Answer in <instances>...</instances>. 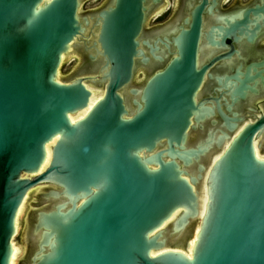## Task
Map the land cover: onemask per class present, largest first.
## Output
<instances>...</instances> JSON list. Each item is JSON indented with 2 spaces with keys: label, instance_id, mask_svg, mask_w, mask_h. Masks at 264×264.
<instances>
[{
  "label": "water",
  "instance_id": "95a60500",
  "mask_svg": "<svg viewBox=\"0 0 264 264\" xmlns=\"http://www.w3.org/2000/svg\"><path fill=\"white\" fill-rule=\"evenodd\" d=\"M79 6L0 0V264H11L18 210L41 186L51 205L36 211L25 264H264L258 126L240 131L210 164L207 147L187 143L194 42L186 66L176 60L157 72L132 112L124 89L143 0H116L101 12L89 52L103 61L95 74L59 78L63 55L90 22ZM90 85L101 97L73 121L89 105Z\"/></svg>",
  "mask_w": 264,
  "mask_h": 264
},
{
  "label": "flooded vegetation",
  "instance_id": "af4514ba",
  "mask_svg": "<svg viewBox=\"0 0 264 264\" xmlns=\"http://www.w3.org/2000/svg\"><path fill=\"white\" fill-rule=\"evenodd\" d=\"M85 1L80 0L79 13L90 22L70 53L83 59L72 78L95 74L91 69L103 62L91 60L89 52L100 27L96 20L116 0H102L82 12ZM143 12L132 78L124 89L132 112L143 103V90L157 72L176 60L186 66L194 42L196 107L187 143L207 147L202 159L210 164L240 131L257 125L253 143L264 158V0H143Z\"/></svg>",
  "mask_w": 264,
  "mask_h": 264
},
{
  "label": "rangeland",
  "instance_id": "374dc122",
  "mask_svg": "<svg viewBox=\"0 0 264 264\" xmlns=\"http://www.w3.org/2000/svg\"><path fill=\"white\" fill-rule=\"evenodd\" d=\"M101 2L102 0H86L84 2L82 12H87V10L99 6ZM76 55L70 54L64 59L61 70L62 73L60 74L62 78H70L77 71L83 59H80L78 57V54ZM85 65L89 67V64L85 63ZM43 187L44 186H41L33 190L29 197V201L24 211V214L22 215V226L15 238L17 243L22 246L23 251L18 257L16 264H25V262L29 261L30 256L33 250L35 249L34 240L31 238V228L36 218V211L39 208L49 207L51 205V202L42 201L40 194L43 190ZM180 241H184V237L177 240L176 243Z\"/></svg>",
  "mask_w": 264,
  "mask_h": 264
},
{
  "label": "bare ground",
  "instance_id": "6f19581e",
  "mask_svg": "<svg viewBox=\"0 0 264 264\" xmlns=\"http://www.w3.org/2000/svg\"><path fill=\"white\" fill-rule=\"evenodd\" d=\"M72 49H73V46L71 47V51H72ZM71 51H70V52H71ZM69 54H70V53H69ZM69 54H68V55H69ZM64 58H65V56L63 55V57H62V63H61V65H60V67H59V70H58V76H59V78H60V74L62 73L61 70H62V65H63V60H64ZM92 85H93V83H92ZM90 88H91V90H92V97H91V100H90V102H89V105H88L84 110H82L81 112L76 113V114H72V115H71V119H72L73 121H75L77 118L83 116V115H84V114H85V113L91 108V106H92V105H93V104L99 99V97H100V95H101L100 92H99V91H93V89H95L96 87L90 85ZM99 89H100V88H99ZM99 89H98V90H99ZM102 91H103V90H102ZM94 94H95V95H94ZM255 149H256V147H255ZM256 154H257L258 157H260V156L258 155V153H257V150H256ZM50 155H51V152H50V145L48 144V146H47V157H46V160H45L44 164L42 165L40 171L44 170L45 166H46L47 163L49 162ZM32 192H33V190L29 191V192L26 194V196H25V198H24V200H23V202H22V204H21V206H20V208H19V210H18L17 216H16V234H15L14 238L12 239V242H13V248H15V249L13 250V254H12V258H11V264H16V263H17L18 257L21 255V253H22V251H23L22 246L19 245V244L17 243L15 237H16L17 233H18V232L20 231V229H21L22 222H23V220H22V215L24 214V211H25V209H26V207H27V204H28V201H29V197H30V195H31ZM206 201H207V196H206V193H204L203 196H202V211H204V209H205V207H206ZM177 214H178V211L172 216V218H171L170 220L174 219V217H175ZM168 222H169V221H168ZM166 224H167V223H166ZM192 242H193V241H192ZM190 252H191V246H190V249H189L188 254H190Z\"/></svg>",
  "mask_w": 264,
  "mask_h": 264
}]
</instances>
